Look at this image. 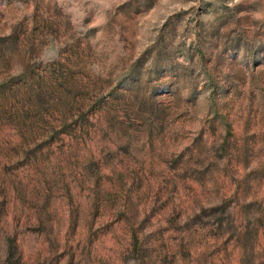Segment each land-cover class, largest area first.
Instances as JSON below:
<instances>
[{
  "label": "rangeland",
  "instance_id": "374dc122",
  "mask_svg": "<svg viewBox=\"0 0 264 264\" xmlns=\"http://www.w3.org/2000/svg\"><path fill=\"white\" fill-rule=\"evenodd\" d=\"M0 264H264V0H0Z\"/></svg>",
  "mask_w": 264,
  "mask_h": 264
}]
</instances>
